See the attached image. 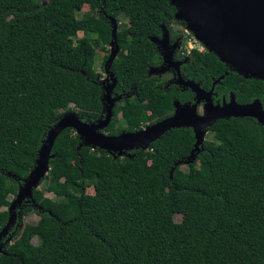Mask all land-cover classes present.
I'll return each instance as SVG.
<instances>
[{"label":"trees","instance_id":"obj_1","mask_svg":"<svg viewBox=\"0 0 264 264\" xmlns=\"http://www.w3.org/2000/svg\"><path fill=\"white\" fill-rule=\"evenodd\" d=\"M83 3L91 11L76 17ZM176 9L170 0H0V230L48 129L65 113L85 123L103 118L94 52L110 39L113 11L127 20L114 35L113 92L134 91L114 103L104 131L139 130L169 116L174 100L193 101L189 88L148 73L162 63L151 38L164 29L171 42L179 36L173 23L184 25ZM174 59L180 76L204 90L218 79L213 102L232 94L264 109L263 80L206 50L178 49ZM207 131L210 139L182 171L194 141L189 127L122 155L82 145L62 128L40 187L21 203L38 219L4 242L0 264H264V126L231 116Z\"/></svg>","mask_w":264,"mask_h":264},{"label":"water","instance_id":"obj_2","mask_svg":"<svg viewBox=\"0 0 264 264\" xmlns=\"http://www.w3.org/2000/svg\"><path fill=\"white\" fill-rule=\"evenodd\" d=\"M175 6L174 19L182 20L190 29L195 38L212 52L219 61L235 70L243 77H253L264 81V0H170ZM110 23V42L115 45V24L108 17ZM162 40L161 42L159 40ZM157 47L167 44L166 30L160 38H151ZM173 43L166 52H161L162 63L155 67L156 72L169 68L174 70L173 83L181 89L189 88L193 93L192 102H172V113L150 125L136 131H121L118 134H106L101 131L110 121L111 109L120 96H110V89L115 78L109 77L111 83L103 88L102 99L105 101V113L102 119L95 123H85L77 118L74 112L65 113L54 125L48 129L34 161L32 169L23 179L14 198L10 201L6 223L0 230L4 237L8 225L15 221L14 205L25 199H31L32 189L38 184L48 170L50 149L57 133L65 127H70L78 135L82 145L99 148L111 153L121 155L125 150L132 148L145 149L147 144L160 134L173 127L186 126L192 130L193 145L186 163L195 158V154L202 149L203 131L217 119L228 117H253L264 126V109L257 99L247 103H237L232 94L227 100L223 97L220 102L212 101L213 87L218 79L212 81L208 90L199 87L192 80H184L178 70L179 62L171 61L169 55L174 49ZM165 47V46H164ZM115 47L111 54L115 53ZM168 56V57H167ZM201 105L204 113H197ZM0 237V238H1ZM7 238L3 242H7ZM2 242L0 241V247Z\"/></svg>","mask_w":264,"mask_h":264},{"label":"rangeland","instance_id":"obj_3","mask_svg":"<svg viewBox=\"0 0 264 264\" xmlns=\"http://www.w3.org/2000/svg\"><path fill=\"white\" fill-rule=\"evenodd\" d=\"M43 1H46V0H43ZM91 8H92L91 7V4H89V3H83L81 5L80 9L75 13L76 17H79L81 14L91 11ZM111 19L114 21V24H115V28L116 29H117V26L125 25L126 22H127L126 17L119 10L113 11L112 16H111ZM172 29L173 30H177L179 32V36L176 37L171 42H169V40H168L167 41V44L162 46V48L164 49V52L168 51V49L171 47V45L173 43H176V45H175L174 48H177V49L178 48L184 49V48H187V47H190V46H195V47H200L202 50H206L205 46L200 41H198L195 38V36L193 35L192 31L186 27L185 23H184V25H182L181 23H173ZM77 36H81V33H77ZM159 41L161 42L162 40L160 39ZM112 51H113V48L110 47L109 53L107 55V58L103 62L104 68H107V67L110 68L113 65V61L112 60L115 57V55H114L115 53L114 54H111ZM103 54H104L103 51H101L99 49H96L95 50V53H94V66H93V68L97 72L100 69V63H101V59H102V55ZM166 54L168 55V52H166ZM169 57H170V60L173 61L172 60V52L169 55ZM106 71H108V69ZM109 74H110V72L108 71V74H106V89L108 88V86L111 83V81L109 79V77H110ZM158 75L161 78H165V79H171V76H172L168 72L158 73ZM99 79H101L102 81L103 80L105 81L104 74H100L99 75ZM123 95H126V94H123ZM197 113L199 115H202L204 113L201 105L198 106ZM117 117H119V115H117ZM210 137H211L210 136V133L208 131L204 130L203 131V134H202L203 141L210 139ZM122 154H123V152H122ZM96 164H97V167H101V162L99 160H97ZM186 164L187 163L185 161L182 162L181 164H179L180 170H182V171L186 170V168H187ZM40 185H41V183L38 182V184L34 188H39ZM85 192L86 193H92L91 186H87L85 188ZM44 194L47 195V196H51L47 192H44ZM1 195H2V197H4L7 200H11V195L10 194H8L6 192H2ZM21 203L14 205V210H17L16 208H18V210L15 211V221L12 222V223H10L8 225V227L6 228V230L4 231L6 235L4 237H1L0 236L1 237L0 238V241L2 242V245L0 247V252H2V248H3V244H4L3 241H4L5 238L8 237L7 241H11L13 235H17V233L22 230L24 224H35L36 221H37V219H38V216H37V214L34 211H31L29 213L24 214L21 211V209H22ZM4 208L5 207H2V209H4ZM173 220L174 221H179L180 220V215L179 214H174L173 215ZM31 243H33V244L35 243V239L34 238L31 239Z\"/></svg>","mask_w":264,"mask_h":264},{"label":"flooded vegetation","instance_id":"obj_4","mask_svg":"<svg viewBox=\"0 0 264 264\" xmlns=\"http://www.w3.org/2000/svg\"><path fill=\"white\" fill-rule=\"evenodd\" d=\"M116 31V30H115ZM110 47H112V48H114L115 47V57H114V59L112 60L113 61V65L109 68V67H107V68H104V65H103V62L105 61V59L107 58V55H108V53H109V49H110ZM157 47V46H156ZM178 49H180V48H178ZM177 48H174L173 50H172V60L175 62V61H177V62H179V60H177V59H174V55H175V52H176V50H178ZM99 50H101V51H103V55H102V59H101V63H100V69L98 70V72H97V76H98V80H99V83H100V85H101V89H102V95H103V88L104 87H106V74H108V71L110 72V76L111 77H114V74H113V71L115 70V69H117V68H119V63L117 62V53H118V51H119V48H118V46H117V44H116V41H115V45L113 44H111V42H110V39H109V41H108V43L102 48V49H99ZM157 50H158V52L160 53V57H161V52H164V49L161 47V46H159V47H157ZM95 53V52H94ZM180 54H181V52H179ZM185 59V57L182 59V60H184ZM161 60H162V57H161ZM180 63V62H179ZM94 66V65H93ZM158 66V65H157ZM157 66H153V67H150L149 69H148V73H163V72H168L169 74H171L172 76H174V70L172 69V68H169V69H167V70H165V71H163V72H156L155 70H151V69H154L155 67H157ZM108 69V71H106ZM100 74H104V78H105V81L103 80H101V79H99V75ZM171 76V79H167V81H173L172 79H173V77ZM114 85H115V82H114ZM114 85L111 87V89H110V96L111 97H114V96H120V98L118 99V100H120L122 97H124V96H126V97H128V96H131V94L133 93V91H134V89H131V90H128V91H126V92H123V91H120V93H116V92H113V88H114ZM123 94H126V95H123ZM118 100H116V101H118ZM104 101V100H103ZM115 101V102H116ZM114 102V103H115ZM104 103H105V101H104ZM101 131H103L104 133H106L105 131H104V129H102ZM107 134V133H106Z\"/></svg>","mask_w":264,"mask_h":264},{"label":"built area","instance_id":"obj_5","mask_svg":"<svg viewBox=\"0 0 264 264\" xmlns=\"http://www.w3.org/2000/svg\"><path fill=\"white\" fill-rule=\"evenodd\" d=\"M190 49H196L199 51L202 50L200 47L190 46V47L184 48V51L187 53Z\"/></svg>","mask_w":264,"mask_h":264}]
</instances>
